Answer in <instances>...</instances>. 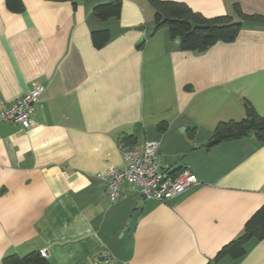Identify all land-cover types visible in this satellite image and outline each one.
Wrapping results in <instances>:
<instances>
[{"label":"crops","instance_id":"obj_1","mask_svg":"<svg viewBox=\"0 0 264 264\" xmlns=\"http://www.w3.org/2000/svg\"><path fill=\"white\" fill-rule=\"evenodd\" d=\"M0 0V110L42 87L29 129L0 123V264L48 251L50 264H264V239L214 261L264 204V143L254 134L208 143L220 123L264 116V18H243L232 42L182 50L155 30L150 0H121L119 18L95 16L116 0ZM207 18L235 5L264 15V0H167ZM109 29L97 48L92 32ZM160 142L163 168L198 183L165 202L128 183L110 201L97 173L124 167L120 145Z\"/></svg>","mask_w":264,"mask_h":264},{"label":"trees","instance_id":"obj_2","mask_svg":"<svg viewBox=\"0 0 264 264\" xmlns=\"http://www.w3.org/2000/svg\"><path fill=\"white\" fill-rule=\"evenodd\" d=\"M67 1V0H52ZM72 1L76 5V0ZM155 14V30L167 28L170 37L178 39L180 47L185 51L195 53L205 52L213 44L223 41H234L243 26V18L256 17L263 19L264 15L243 13L239 5H235L240 16L239 20H234L229 15L216 18H207L199 12L192 10L184 3L167 0H150ZM7 7L13 11H22L25 4L22 0H6ZM122 11L121 0L113 2L99 3L93 8L95 16L102 20L109 18H119ZM109 29H99L92 32V40L97 48L103 47L110 40ZM246 116L240 120H233L220 123L215 132L214 138L218 142L229 141L242 138L249 134H254L256 138L264 143V116L257 113L252 105L246 103ZM176 171H173V173ZM252 238L264 239V204L261 205L247 220L242 234L227 243L217 253L214 261L229 255L238 259L243 257L246 250V242ZM4 264H50L47 257L41 252L34 251L25 256L11 255L4 259Z\"/></svg>","mask_w":264,"mask_h":264},{"label":"built area","instance_id":"obj_3","mask_svg":"<svg viewBox=\"0 0 264 264\" xmlns=\"http://www.w3.org/2000/svg\"><path fill=\"white\" fill-rule=\"evenodd\" d=\"M42 91V87L36 85L1 109L0 123L9 122L23 129L32 128L36 124L33 113ZM120 151L125 162L124 167H110L107 171L96 174V177L103 181L110 201H116L122 196L125 183L144 199L161 202L173 199L198 183L196 175L188 167L174 173L162 167L159 141H147L142 149L121 144ZM41 254L48 257L47 250H42Z\"/></svg>","mask_w":264,"mask_h":264},{"label":"water","instance_id":"obj_4","mask_svg":"<svg viewBox=\"0 0 264 264\" xmlns=\"http://www.w3.org/2000/svg\"><path fill=\"white\" fill-rule=\"evenodd\" d=\"M83 0H76V2L77 3H81ZM218 142V139L217 138H214V139H212L209 143H208V145L209 146H211V145H213V144H216ZM105 259V255H99L98 256V261H100V263L99 264H103V263H101L103 260ZM210 264H214L213 262H211Z\"/></svg>","mask_w":264,"mask_h":264}]
</instances>
